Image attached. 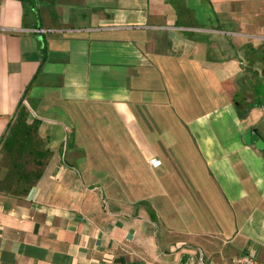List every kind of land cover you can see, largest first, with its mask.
I'll return each instance as SVG.
<instances>
[{
	"label": "crops",
	"instance_id": "obj_1",
	"mask_svg": "<svg viewBox=\"0 0 264 264\" xmlns=\"http://www.w3.org/2000/svg\"><path fill=\"white\" fill-rule=\"evenodd\" d=\"M20 103L0 264L264 262V0H0V142Z\"/></svg>",
	"mask_w": 264,
	"mask_h": 264
},
{
	"label": "trees",
	"instance_id": "obj_2",
	"mask_svg": "<svg viewBox=\"0 0 264 264\" xmlns=\"http://www.w3.org/2000/svg\"><path fill=\"white\" fill-rule=\"evenodd\" d=\"M28 112L18 106L14 121L0 142L7 173L0 179V193L24 196L39 179L49 156L39 138L38 121L29 124ZM35 165L33 169L30 165Z\"/></svg>",
	"mask_w": 264,
	"mask_h": 264
},
{
	"label": "built area",
	"instance_id": "obj_3",
	"mask_svg": "<svg viewBox=\"0 0 264 264\" xmlns=\"http://www.w3.org/2000/svg\"><path fill=\"white\" fill-rule=\"evenodd\" d=\"M31 32L34 34L43 35V34L48 33L49 31H47L45 29H39L38 28V29H34ZM154 162L155 161L152 160L151 164L155 166L156 164ZM181 264H194V263L192 261H185V262H182ZM232 264H264V262L259 261L255 258L251 257L250 255H240L232 261Z\"/></svg>",
	"mask_w": 264,
	"mask_h": 264
},
{
	"label": "rangeland",
	"instance_id": "obj_4",
	"mask_svg": "<svg viewBox=\"0 0 264 264\" xmlns=\"http://www.w3.org/2000/svg\"><path fill=\"white\" fill-rule=\"evenodd\" d=\"M248 96L253 98V91L252 90L248 92ZM262 128L264 129V118H263V121H262ZM34 167H35V165H32V164L29 166V168H31V169H33ZM6 173H7V169L5 167V162H4V159H3V155H2L1 150H0V179L2 177H4Z\"/></svg>",
	"mask_w": 264,
	"mask_h": 264
},
{
	"label": "water",
	"instance_id": "obj_5",
	"mask_svg": "<svg viewBox=\"0 0 264 264\" xmlns=\"http://www.w3.org/2000/svg\"><path fill=\"white\" fill-rule=\"evenodd\" d=\"M260 145H262V142L261 141H257V143H256V147H260Z\"/></svg>",
	"mask_w": 264,
	"mask_h": 264
}]
</instances>
